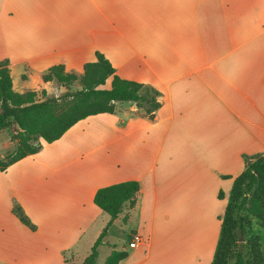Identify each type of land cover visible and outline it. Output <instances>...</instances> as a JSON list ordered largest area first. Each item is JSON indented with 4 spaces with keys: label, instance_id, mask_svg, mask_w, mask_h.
<instances>
[{
    "label": "crops",
    "instance_id": "1",
    "mask_svg": "<svg viewBox=\"0 0 264 264\" xmlns=\"http://www.w3.org/2000/svg\"><path fill=\"white\" fill-rule=\"evenodd\" d=\"M98 51L163 103L152 115L119 101L0 169V264H81L110 220L96 191L126 180L140 183L136 203L107 235L121 222L146 242L109 254L212 264L244 156L264 154V0H0V62L14 90L51 93V66L81 75ZM17 128L0 130V159L18 146Z\"/></svg>",
    "mask_w": 264,
    "mask_h": 264
},
{
    "label": "trees",
    "instance_id": "2",
    "mask_svg": "<svg viewBox=\"0 0 264 264\" xmlns=\"http://www.w3.org/2000/svg\"><path fill=\"white\" fill-rule=\"evenodd\" d=\"M43 78L61 85L79 80L82 88L68 90L61 95H54L46 89L18 92L13 88L8 61L0 62V130L13 123L18 125L13 134L18 146L0 159L2 170L37 153L42 141L53 142L61 138L81 119L98 113H114L119 101L134 102L152 115L163 103L159 90L149 84L120 77L109 59L99 51L96 60L84 65L81 75L67 71L64 64H57L51 66ZM109 78H112L111 86L102 87ZM244 157L246 168L235 178L212 264H228L231 257L235 258L234 264H264L260 232L246 238L252 219L264 229V154L259 152ZM139 190V181L126 180L96 191L94 201L110 215V220L81 264H97L98 248L103 244L109 227L123 212L126 203L131 207L135 205ZM223 196L221 191L219 197ZM13 212L23 223L35 228L20 204L13 206ZM127 256L126 250L114 249L103 264H120Z\"/></svg>",
    "mask_w": 264,
    "mask_h": 264
},
{
    "label": "rangeland",
    "instance_id": "3",
    "mask_svg": "<svg viewBox=\"0 0 264 264\" xmlns=\"http://www.w3.org/2000/svg\"><path fill=\"white\" fill-rule=\"evenodd\" d=\"M106 86L107 85L102 86V87H106ZM81 88H82V85L79 80L74 81L72 84H68V85H61V84L54 82L50 91L54 95H61L62 93L68 90L75 91ZM9 148L13 149L14 147L10 146ZM162 218H163V213L161 212V215L158 216L159 221L162 220ZM121 225L123 224L121 222H118L114 224L113 227L111 228L109 234L106 237V240L108 241V243L104 244L100 248V255L98 257L97 264H103L110 250L114 247L119 248V249L122 247L130 249L129 240L131 238L132 232L127 231V230L124 231L123 229H121ZM158 226H159V229L156 232L157 234L162 235L161 233L163 232V226L162 225H158ZM261 230L262 229L257 225L256 220L252 219V226L249 229L246 238H248L250 235L259 233ZM234 262H235V258L231 257L228 261V264H234Z\"/></svg>",
    "mask_w": 264,
    "mask_h": 264
},
{
    "label": "built area",
    "instance_id": "4",
    "mask_svg": "<svg viewBox=\"0 0 264 264\" xmlns=\"http://www.w3.org/2000/svg\"><path fill=\"white\" fill-rule=\"evenodd\" d=\"M146 242V238L143 234H141L140 232L136 231L133 232L131 235V238L129 240V247L130 248H136L139 245H142Z\"/></svg>",
    "mask_w": 264,
    "mask_h": 264
},
{
    "label": "bare ground",
    "instance_id": "5",
    "mask_svg": "<svg viewBox=\"0 0 264 264\" xmlns=\"http://www.w3.org/2000/svg\"><path fill=\"white\" fill-rule=\"evenodd\" d=\"M181 254V253H180Z\"/></svg>",
    "mask_w": 264,
    "mask_h": 264
}]
</instances>
